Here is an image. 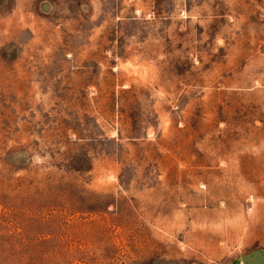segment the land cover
<instances>
[{
  "label": "rangeland",
  "instance_id": "1",
  "mask_svg": "<svg viewBox=\"0 0 264 264\" xmlns=\"http://www.w3.org/2000/svg\"><path fill=\"white\" fill-rule=\"evenodd\" d=\"M264 253V0H0V264Z\"/></svg>",
  "mask_w": 264,
  "mask_h": 264
},
{
  "label": "water",
  "instance_id": "2",
  "mask_svg": "<svg viewBox=\"0 0 264 264\" xmlns=\"http://www.w3.org/2000/svg\"><path fill=\"white\" fill-rule=\"evenodd\" d=\"M241 259L243 264H264V253L260 249H255L250 253L242 255Z\"/></svg>",
  "mask_w": 264,
  "mask_h": 264
}]
</instances>
